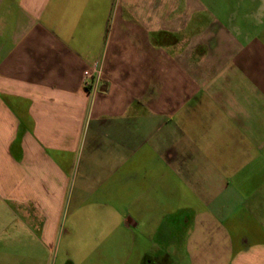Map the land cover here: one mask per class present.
Wrapping results in <instances>:
<instances>
[{
    "label": "crops",
    "instance_id": "0c3cea01",
    "mask_svg": "<svg viewBox=\"0 0 264 264\" xmlns=\"http://www.w3.org/2000/svg\"><path fill=\"white\" fill-rule=\"evenodd\" d=\"M205 6L0 0V264H264V45Z\"/></svg>",
    "mask_w": 264,
    "mask_h": 264
},
{
    "label": "rangeland",
    "instance_id": "374dc122",
    "mask_svg": "<svg viewBox=\"0 0 264 264\" xmlns=\"http://www.w3.org/2000/svg\"><path fill=\"white\" fill-rule=\"evenodd\" d=\"M205 8H207V15L209 17L215 18L222 23H227L229 19L244 31L250 32L253 36L259 35L260 42L264 45V27H261L258 31L253 28V25L250 24L251 21H242L243 13L251 10L249 6V0H243L240 3L239 0H204ZM203 18L206 20V12L202 14ZM252 31V32H251ZM258 33V34H257ZM194 177L182 176L177 180L172 177H164L162 182V195L164 200H169L167 193L171 190L172 187L178 193V198L184 199V201H191V192L195 197L206 195V165H196ZM194 172V171H193ZM191 172V173H193ZM186 178L190 182V187L185 183L186 181L181 178ZM193 189V191H191ZM193 196V205L195 207L201 206L198 203V199Z\"/></svg>",
    "mask_w": 264,
    "mask_h": 264
},
{
    "label": "built area",
    "instance_id": "2783aa9c",
    "mask_svg": "<svg viewBox=\"0 0 264 264\" xmlns=\"http://www.w3.org/2000/svg\"><path fill=\"white\" fill-rule=\"evenodd\" d=\"M95 74H98V71L95 70V69L89 70V71H84L83 72V82H82V85H83L84 89H87V88H89L92 85L93 86L95 85L93 83Z\"/></svg>",
    "mask_w": 264,
    "mask_h": 264
}]
</instances>
